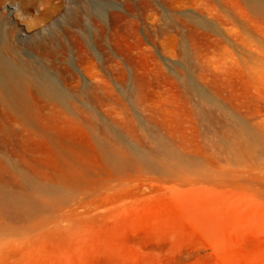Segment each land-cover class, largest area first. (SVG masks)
Here are the masks:
<instances>
[{"label": "rangeland", "instance_id": "rangeland-1", "mask_svg": "<svg viewBox=\"0 0 264 264\" xmlns=\"http://www.w3.org/2000/svg\"><path fill=\"white\" fill-rule=\"evenodd\" d=\"M0 41L64 96L0 131V264H264V0H0Z\"/></svg>", "mask_w": 264, "mask_h": 264}, {"label": "bare ground", "instance_id": "bare-ground-1", "mask_svg": "<svg viewBox=\"0 0 264 264\" xmlns=\"http://www.w3.org/2000/svg\"><path fill=\"white\" fill-rule=\"evenodd\" d=\"M2 43H3V41H0V131H1V134L3 133L5 135L4 139H20V140H22L23 135H26L24 133H27L29 135L27 137V140H29V141L34 140L35 136H37V135L40 136V139H42V141H47L48 138L46 137V135L50 132L49 130H47V129H41L39 131L34 130V129H36L34 127L37 126V124L40 125L42 123L43 118H44L41 111H40V107H42L44 105L38 106V104H36V100L39 99V97L40 98L45 97L46 99H49L55 103L61 104V103H63L64 96L61 93V91L57 88L52 77L47 76V74L44 75L42 73H38V72H36L35 69H34L35 71L33 69H31L30 66L32 64L30 65V64L24 62L21 59L22 57L20 58L21 55L17 51H15L13 53L15 60L14 59L11 60L8 57H6L3 53L4 52L3 48H1V45L3 47ZM46 103L47 102H45V104ZM75 108L78 109V107H75ZM59 109H60V107H59ZM55 110H56V108H55ZM83 115H85V114H83ZM80 117H82V116H80ZM68 118H70V117H68ZM45 120H43V121H45ZM52 120H53V118H52ZM61 121H62V119H61ZM14 124H16V125L20 124L23 127V130L16 131L13 128ZM42 124H45V123L43 122ZM45 125H47V123ZM52 125H55V124L53 123ZM91 128H93V127H91ZM88 132H89V130H88ZM231 134H233V133H231ZM87 135H88V133H87ZM94 135H95V133H94ZM234 136L236 137V134ZM240 136H237V140H239ZM51 139H53V138H51ZM240 141H242V140H240ZM96 142H98V141H96ZM236 146H235V148H236ZM240 146L242 147V145H240ZM248 146H246V147L251 149V147H248ZM243 147L242 148L238 147V148L241 150V149H243ZM247 148L245 150H248ZM235 150L237 151V148ZM245 150H244V153H245ZM251 151L252 150H250V152ZM247 153H245V154H247ZM251 154H253V153H251ZM251 154H248V155L251 156ZM164 160L162 163H160V166H162L166 169H168V168L171 169L172 164H169L167 161H164ZM174 160H175V158H174ZM157 162H160V161H157ZM178 162H179V160H178ZM182 165H184V164H182ZM185 168H187V167H185ZM7 172H8V169H7L6 165L0 159V181L1 182L7 181L3 176ZM12 181L17 182L15 177H12ZM9 182H10V180H9Z\"/></svg>", "mask_w": 264, "mask_h": 264}]
</instances>
